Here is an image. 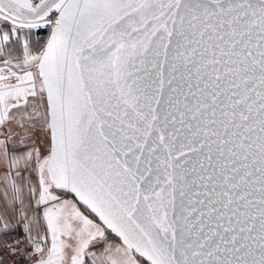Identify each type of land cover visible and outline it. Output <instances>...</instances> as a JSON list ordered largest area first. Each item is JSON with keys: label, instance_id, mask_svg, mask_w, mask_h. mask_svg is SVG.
Segmentation results:
<instances>
[{"label": "snow or ice", "instance_id": "6c2138e0", "mask_svg": "<svg viewBox=\"0 0 264 264\" xmlns=\"http://www.w3.org/2000/svg\"><path fill=\"white\" fill-rule=\"evenodd\" d=\"M0 173L27 264H264V0H0Z\"/></svg>", "mask_w": 264, "mask_h": 264}, {"label": "built area", "instance_id": "2783aa9c", "mask_svg": "<svg viewBox=\"0 0 264 264\" xmlns=\"http://www.w3.org/2000/svg\"><path fill=\"white\" fill-rule=\"evenodd\" d=\"M40 40H46V36L41 35ZM17 240L20 241L17 244ZM9 248H14L16 252L23 253L24 255H15L11 251H6ZM0 259H2L5 264H27L26 260V237L24 232H16L9 237L0 239Z\"/></svg>", "mask_w": 264, "mask_h": 264}, {"label": "crops", "instance_id": "0c3cea01", "mask_svg": "<svg viewBox=\"0 0 264 264\" xmlns=\"http://www.w3.org/2000/svg\"><path fill=\"white\" fill-rule=\"evenodd\" d=\"M40 33V32H39ZM37 36H33V40H36ZM43 45H41L42 47ZM2 175V173H0ZM3 185L0 183V192H2ZM31 214V213H30ZM5 223L9 224V231L5 234L0 231V239L9 237L16 232H23V221L17 214V211L12 207L5 206V203L0 199V230L3 229Z\"/></svg>", "mask_w": 264, "mask_h": 264}, {"label": "rangeland", "instance_id": "374dc122", "mask_svg": "<svg viewBox=\"0 0 264 264\" xmlns=\"http://www.w3.org/2000/svg\"><path fill=\"white\" fill-rule=\"evenodd\" d=\"M41 32L39 33V36L37 37L38 39H40V36L41 35H44V36H47L49 30H46V29H43V30H40Z\"/></svg>", "mask_w": 264, "mask_h": 264}, {"label": "water", "instance_id": "95a60500", "mask_svg": "<svg viewBox=\"0 0 264 264\" xmlns=\"http://www.w3.org/2000/svg\"><path fill=\"white\" fill-rule=\"evenodd\" d=\"M48 35H50V31L48 32L47 37H48ZM47 37H46V40H47ZM46 40H45V42H46Z\"/></svg>", "mask_w": 264, "mask_h": 264}, {"label": "trees", "instance_id": "16d2710c", "mask_svg": "<svg viewBox=\"0 0 264 264\" xmlns=\"http://www.w3.org/2000/svg\"><path fill=\"white\" fill-rule=\"evenodd\" d=\"M41 32V31H40Z\"/></svg>", "mask_w": 264, "mask_h": 264}]
</instances>
